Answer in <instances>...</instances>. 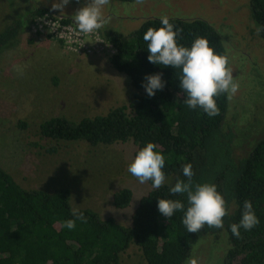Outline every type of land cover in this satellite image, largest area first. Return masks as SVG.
Wrapping results in <instances>:
<instances>
[{
    "label": "trees",
    "instance_id": "1",
    "mask_svg": "<svg viewBox=\"0 0 264 264\" xmlns=\"http://www.w3.org/2000/svg\"><path fill=\"white\" fill-rule=\"evenodd\" d=\"M108 1L132 4L140 0ZM250 9L257 26H264V0H250ZM40 16L54 18L45 7L37 8L31 19ZM161 18H148L129 34L108 33L107 40L114 48L111 65L135 88L130 105L80 120L54 116L40 123L39 135L51 141H83L93 146L132 141L137 147L134 156L147 142H153L165 156L163 171L168 182L141 197L131 224L126 225L114 217H102L92 208L75 210L68 188L53 192L24 188L0 166V264H120L131 245L140 247L147 264H188L204 235L224 233L229 247L223 264H264V134L247 155L238 157L233 150L237 131L228 125L232 96L216 98L219 114L213 117L183 103L186 96L179 88L180 69L155 65L147 58L144 34L149 28L161 27ZM167 18L181 29L178 43L191 46L196 38L205 37L217 53L227 56L230 67L223 33L214 24L201 17ZM23 21L19 18L0 29V53L19 43ZM60 22L74 24L69 17L60 18ZM259 35L264 41V31ZM155 73H162L166 84L148 96L142 82L146 74ZM188 163L194 171L193 185L215 184L226 201L228 214L222 218V229L205 225L189 233L182 223L183 212L168 219L158 211L161 198L179 199L187 207L186 194H172L169 188L177 180H187L182 167ZM133 197L131 188H122L114 194L113 204L119 210L129 208ZM246 200L260 222L250 231L241 228L237 238L229 226L239 222ZM74 210L83 213L87 222L77 219L76 227L69 230L64 221L74 219Z\"/></svg>",
    "mask_w": 264,
    "mask_h": 264
},
{
    "label": "rangeland",
    "instance_id": "2",
    "mask_svg": "<svg viewBox=\"0 0 264 264\" xmlns=\"http://www.w3.org/2000/svg\"><path fill=\"white\" fill-rule=\"evenodd\" d=\"M59 2L0 0V29L24 18L19 43L0 53V166L24 188L50 192L68 188L75 210L92 208L102 217L131 224L141 197L153 189L151 181L140 184L128 171L136 145L51 141L40 137L39 127L54 116L80 120L130 105L135 88L112 67L114 48L107 36L112 31L129 34L152 17H201L220 29L239 85L228 117V125L237 131L235 154L247 155L264 134V41L251 17L250 0L108 1L103 25L77 47L53 37L47 27H34L39 17L31 15L41 7L56 18L69 17L77 26L75 13L90 0L52 7ZM122 188H131L134 197L129 208L119 210L113 197ZM228 247L225 233L204 235L188 264H223ZM120 264L147 263L140 247L131 245Z\"/></svg>",
    "mask_w": 264,
    "mask_h": 264
},
{
    "label": "clouds",
    "instance_id": "3",
    "mask_svg": "<svg viewBox=\"0 0 264 264\" xmlns=\"http://www.w3.org/2000/svg\"><path fill=\"white\" fill-rule=\"evenodd\" d=\"M69 0L53 3V8L63 9ZM108 0H90L75 13V22L82 33H92L104 23L103 7ZM161 27L149 28L143 39L147 42L148 61L155 65L172 66L180 69L179 88L186 96L184 104L190 110L200 109L209 117L219 114L216 98L221 94L235 95L239 85L233 76V69L228 66V58L217 53L205 37L196 38L191 46L178 43L177 37L181 29L175 28L167 17L161 18ZM264 31V26H258L257 32ZM162 73L146 74L142 87L148 96H154L157 90L165 87ZM165 156L157 150L153 142H147L135 154L128 166L129 173L136 177L140 184L151 181L153 189H159L166 181L163 171ZM183 176L187 180H177L169 188L172 194H186L187 207L179 199H158V211L171 219L177 211L183 212L182 223L187 232L195 233L205 225L222 229L223 217L227 212L226 201L217 186L212 183L193 185L194 171L191 163L182 167ZM74 219L64 221V226L72 230L76 220L87 222L83 213L73 211ZM250 201H244L241 218L238 223H232L231 233L240 237V229L250 231L259 224ZM195 264V262H193Z\"/></svg>",
    "mask_w": 264,
    "mask_h": 264
},
{
    "label": "built area",
    "instance_id": "4",
    "mask_svg": "<svg viewBox=\"0 0 264 264\" xmlns=\"http://www.w3.org/2000/svg\"><path fill=\"white\" fill-rule=\"evenodd\" d=\"M39 20V21H38ZM36 20L34 27L43 30L47 27L53 37L59 38L66 42L68 45L74 47L81 46L85 37L90 33H82L74 24H62L60 18H48L47 16H40Z\"/></svg>",
    "mask_w": 264,
    "mask_h": 264
}]
</instances>
